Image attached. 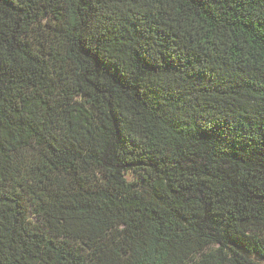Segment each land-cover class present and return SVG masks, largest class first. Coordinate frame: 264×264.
Returning a JSON list of instances; mask_svg holds the SVG:
<instances>
[{"label":"trees","instance_id":"obj_1","mask_svg":"<svg viewBox=\"0 0 264 264\" xmlns=\"http://www.w3.org/2000/svg\"><path fill=\"white\" fill-rule=\"evenodd\" d=\"M264 0H0V264H258Z\"/></svg>","mask_w":264,"mask_h":264},{"label":"rangeland","instance_id":"obj_2","mask_svg":"<svg viewBox=\"0 0 264 264\" xmlns=\"http://www.w3.org/2000/svg\"><path fill=\"white\" fill-rule=\"evenodd\" d=\"M258 264H264V258H256Z\"/></svg>","mask_w":264,"mask_h":264}]
</instances>
